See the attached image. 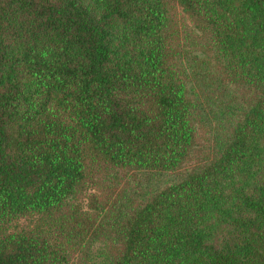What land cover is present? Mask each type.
<instances>
[{
    "label": "trees",
    "instance_id": "trees-1",
    "mask_svg": "<svg viewBox=\"0 0 264 264\" xmlns=\"http://www.w3.org/2000/svg\"><path fill=\"white\" fill-rule=\"evenodd\" d=\"M0 264H264V0H0Z\"/></svg>",
    "mask_w": 264,
    "mask_h": 264
}]
</instances>
